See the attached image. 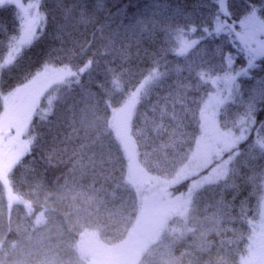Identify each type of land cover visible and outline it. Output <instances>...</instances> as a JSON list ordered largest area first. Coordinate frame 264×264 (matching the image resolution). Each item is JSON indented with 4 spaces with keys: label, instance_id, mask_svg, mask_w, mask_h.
<instances>
[{
    "label": "trees",
    "instance_id": "16d2710c",
    "mask_svg": "<svg viewBox=\"0 0 264 264\" xmlns=\"http://www.w3.org/2000/svg\"><path fill=\"white\" fill-rule=\"evenodd\" d=\"M86 2L91 12L95 0ZM200 2L207 3V0ZM84 3L85 0H43V9L48 12L47 35L26 54L20 68L12 72H4L7 67L2 69L0 115L4 112L5 102L1 100L3 93L6 94L9 88L23 80L21 72L29 67L35 69L50 46H59V41L53 39L55 28L63 27L61 38L68 40V47H71L73 40L81 43L93 40V32L99 29L100 24H104L103 32L96 31L89 50V55L99 53L96 57L99 65L93 74V83L89 85V78L85 74L83 79L86 88H77L74 97L68 100V104L75 101V126L80 127L81 110L94 103L86 94L87 91H99L95 82L105 79L108 68L123 72L127 80L138 69L142 70L145 65L151 64V55L157 48L149 39L154 26L178 12L191 13L197 0H104L103 10L97 13L99 23L87 24L80 22V6ZM210 10L209 7L198 8L195 14L199 19H204ZM14 13V7L0 9V64L7 56L8 38L16 27ZM215 43L222 44L223 38L205 41L201 46L208 48L205 59H211V48ZM157 58L160 71L168 72L158 94L166 96L170 90L174 91L170 86L177 81L190 82L186 67L176 72L179 58L171 52L161 53ZM179 62L183 66V60ZM216 62L218 64V58ZM242 63L243 59L237 61V64ZM108 75L111 76L110 73ZM254 75L261 76L264 73L256 69ZM152 99L155 101L156 94ZM247 99V92L236 97L232 107L234 114L243 115ZM46 107L47 101L42 99L41 110ZM144 111L141 109L138 118L141 128L145 127ZM257 115L258 119L264 120V111ZM73 118L74 113L64 105L56 106L54 114L44 121L33 117L30 131L37 136V141L31 153L24 154L6 177L0 178V264H39L38 261L42 264H87V259L78 250L83 235L95 234L105 242L108 240L118 244L130 234L140 205L136 189L132 183L122 180L119 165L113 170L107 158L101 163L98 155L93 161L89 160L91 152L80 155L84 133L81 130L79 135L73 134ZM153 120L156 125H167L160 133V138L156 137ZM147 128L151 132L149 144L154 139L157 147L164 143L173 145L158 153L159 160L156 157L149 158L151 173L161 180L175 179L179 170L168 162L174 159L178 150L186 152L189 146L194 147L195 136L199 134L198 127L191 123L190 115L177 125L171 120L170 114L161 119L157 112L149 113ZM148 151L151 152L152 148L149 147ZM245 159L241 157L240 161L233 162L235 167L231 171L232 177L227 176L224 180L200 187L194 193L188 210L184 213L175 212L162 236L153 244L154 247H148L143 259L137 264H157L168 243L172 244L174 250L189 252L190 264H233V253L241 252L243 243L239 240L247 233H232L231 239L221 241L216 235L219 221L235 215L228 194L231 179L237 176L233 181V184L236 183L234 189L240 190L242 195L253 194L254 190L260 196L264 191V157L257 156L247 163L243 162ZM236 167L242 169L238 175L234 172ZM202 174L192 175L171 185L169 195H184L191 182ZM88 186H93V189ZM204 235L215 236L216 244L212 241L205 245ZM192 240L194 245H191ZM201 242L203 244L198 247Z\"/></svg>",
    "mask_w": 264,
    "mask_h": 264
},
{
    "label": "snow or ice",
    "instance_id": "6c2138e0",
    "mask_svg": "<svg viewBox=\"0 0 264 264\" xmlns=\"http://www.w3.org/2000/svg\"><path fill=\"white\" fill-rule=\"evenodd\" d=\"M6 6L15 9L16 27L8 38L7 56L0 64V70L7 67L12 72L21 67L26 54L47 35L48 12L43 9V0H28L26 3L23 0H0V9ZM103 7L104 0H95V7L89 12L85 0L80 6V22L99 23L97 13ZM203 7L211 10L206 18L199 19L195 13ZM103 29L104 24H100L92 34L93 40L82 43L73 40L71 47H68V40L61 38L63 27L54 29L53 39L59 41V46H50L34 70L29 67L21 72L23 80L4 96L0 143L15 142L21 155L30 154L37 141V136L30 131L33 117L44 121L54 114L56 106L64 105L74 113L73 134L79 135L81 130L84 133L80 155L91 152L89 160L93 161L98 155L101 163L107 158L113 170L119 165L121 178L127 183L152 180L167 183L151 173L149 158L159 160L158 153L173 145L164 143L157 147L154 139L149 144V113L159 112L161 119L170 114L177 125L190 115L191 123L198 127L194 147L189 146L186 152L178 150L174 159L168 162L181 173H204L193 188L223 178L228 166L240 161L241 157H246L244 163L257 156L264 157V120L258 119L257 115L264 111V75H254L256 69L264 73V64L258 63L264 62V0H207V3L197 0L191 13L178 12L154 26L149 37L157 45L151 55L152 63L138 69L127 80L123 72L108 68L105 79L95 82L99 91H87L94 103L81 110L80 127H76L75 101L68 104V100L74 97L77 88H86L85 74L89 85L93 83L99 53L89 55V50L96 31L103 32ZM221 37L223 43L213 44L211 59H205L208 48L201 46L205 41L213 42ZM169 52L179 58L176 72L186 67L190 82L177 81L170 86L175 90L165 96L158 92L168 72L160 71L157 57ZM180 59L183 66H180ZM240 59L244 63L237 64ZM245 92L248 95L246 110L243 115L234 114L233 102ZM154 94L155 101L152 99ZM42 99L47 101L43 110ZM141 109L145 110L144 128L138 125ZM153 123L156 137L160 138L167 125H156L155 120Z\"/></svg>",
    "mask_w": 264,
    "mask_h": 264
},
{
    "label": "rangeland",
    "instance_id": "374dc122",
    "mask_svg": "<svg viewBox=\"0 0 264 264\" xmlns=\"http://www.w3.org/2000/svg\"><path fill=\"white\" fill-rule=\"evenodd\" d=\"M5 71L8 70L6 69ZM2 75V70H0V81ZM10 90L9 88L7 93L5 92L6 94L3 93L1 99L3 103L5 102L4 96ZM22 156L21 150L15 142L4 141L0 143V178H5ZM218 163H222V161ZM234 167L233 163H231L223 178L219 180H224L227 176L232 177L231 171ZM241 171L240 167H236L234 170L236 175L241 173ZM203 175L204 173L199 179L191 182L189 190L184 195L176 194L173 197L168 192V189L172 187L171 185L182 180L184 181L192 175H189L187 172H178L176 178L167 181L166 184H160L158 180L133 184L138 194L140 205L130 234L118 244H113L112 241L110 243L108 240L105 242L95 234L83 235L80 238L78 250L87 259L86 263L137 264L140 259H143L147 248L154 247L153 243L162 236L166 224L175 212H186L191 204L194 193L203 185L208 184L201 183L199 187L193 188L194 184L202 180ZM236 178L231 179V190L228 192L229 199H232L233 202L230 206H232L231 209L235 215L219 221L216 235L219 241H221L223 239H231L232 233L238 234L246 231L247 235L239 240L240 243H243L242 251L233 253L235 258L233 264H264V191L261 192L260 196L254 190L253 194L242 195L239 192L240 190L235 191L234 189L236 183L233 184V181ZM93 186L88 187L89 189H93ZM84 191L86 190H82V192ZM245 216H247V219ZM215 238V236L209 237L208 235H204V244L207 245L212 241L213 244H216ZM194 244L192 240L191 245ZM202 244L203 242L198 247ZM251 251H253L252 254H250ZM188 253L186 251L174 250L172 244L168 243V247L157 264H190L191 254ZM38 262L42 264L41 261Z\"/></svg>",
    "mask_w": 264,
    "mask_h": 264
}]
</instances>
